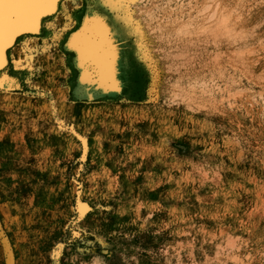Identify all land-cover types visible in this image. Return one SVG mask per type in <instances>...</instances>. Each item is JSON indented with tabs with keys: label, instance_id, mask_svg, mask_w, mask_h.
<instances>
[{
	"label": "rangeland",
	"instance_id": "rangeland-1",
	"mask_svg": "<svg viewBox=\"0 0 264 264\" xmlns=\"http://www.w3.org/2000/svg\"><path fill=\"white\" fill-rule=\"evenodd\" d=\"M224 1L234 38L151 32L117 97L75 101L56 39L16 46L21 88L0 91V264H264V0ZM213 80L241 107L197 110ZM138 203L157 207L137 218Z\"/></svg>",
	"mask_w": 264,
	"mask_h": 264
},
{
	"label": "bare ground",
	"instance_id": "bare-ground-1",
	"mask_svg": "<svg viewBox=\"0 0 264 264\" xmlns=\"http://www.w3.org/2000/svg\"><path fill=\"white\" fill-rule=\"evenodd\" d=\"M80 1L84 2L83 9L78 8ZM34 11L22 8L18 15L26 22ZM230 12L224 0H56L54 10L40 16L36 32L18 31L9 40L10 29L5 21L0 34V91L10 93L21 88L17 71L22 68V55L14 57L17 45L21 44L23 54L33 42L56 39L62 49L60 53L67 55L73 71L71 87L75 101L117 97L130 85L134 57L140 53V42L150 37L151 32H175L179 37L191 39L192 32L202 31L205 35L214 25L221 27L224 35L234 38L237 34L231 33ZM94 17L99 22L95 32L86 47L78 46L73 35L89 28ZM64 20L77 26L66 36H60V31L51 26ZM14 59L20 63H13ZM79 207L82 212L89 209L87 203H80Z\"/></svg>",
	"mask_w": 264,
	"mask_h": 264
},
{
	"label": "snow or ice",
	"instance_id": "snow-or-ice-1",
	"mask_svg": "<svg viewBox=\"0 0 264 264\" xmlns=\"http://www.w3.org/2000/svg\"><path fill=\"white\" fill-rule=\"evenodd\" d=\"M56 0H0V34L3 32L4 23L7 21L9 25L8 39H12L18 31H31L36 32L38 30L39 18L46 12L54 10ZM22 8L34 9L35 11L30 15L26 22H22L18 15V10ZM97 19L94 17L90 22V27L86 28L84 32L73 35V42L78 46L86 47L87 41L91 38L92 34L96 30L98 25ZM2 48V44H0ZM31 57H27L30 59ZM2 63V61H0ZM13 63H20L13 60Z\"/></svg>",
	"mask_w": 264,
	"mask_h": 264
},
{
	"label": "clouds",
	"instance_id": "clouds-1",
	"mask_svg": "<svg viewBox=\"0 0 264 264\" xmlns=\"http://www.w3.org/2000/svg\"><path fill=\"white\" fill-rule=\"evenodd\" d=\"M180 6L181 5L178 3L177 7H180ZM220 75L222 77L223 73H221ZM232 82L236 83L237 81H232ZM203 91H204V95H206L209 99L204 101V102L198 103L197 104V110L199 108H204V107H208V106H211L215 110H220V108L223 107L225 102H227V106L230 107V108L231 107H241V105H236L234 103L235 97L241 94L240 91H236V92L229 91V86L228 85H225V86L221 87L220 84L216 83V81L213 80V81H211V85L210 86L209 85H205L204 86ZM216 93L220 94V98L219 99L216 98ZM224 93H227V95H224ZM226 143L227 144H233L234 143V144L238 145L239 144V140L227 141ZM198 170L201 171L204 176H207V173L203 172V169H198ZM97 175H99L101 178L109 179V181H110L109 186L110 187L115 186L113 182L115 181L116 177L111 176L108 169L102 168L101 172L98 173ZM169 179L171 180L172 177L169 176ZM187 179H190V174H185L184 176L180 177V179H178L176 182H177V184H179L181 182V180H187ZM142 207L155 208L157 206L156 205H144L143 203H138L136 205V208L134 209V211L136 212L137 218H139V212H140V209ZM173 211L175 212V209H173ZM227 211H228V209L225 208V212H227ZM151 214L152 213L149 212L148 216H145L143 218V221L147 222V220L151 216ZM212 215H217V214L216 213H212ZM180 219H183V216H181ZM141 226L143 227V223L141 224ZM235 239L239 240L240 237H236ZM231 247L236 248L237 250H239L240 245L233 243ZM229 251H231V248L229 249ZM219 255H220V253L218 252L217 256H219ZM228 258L229 259H233V260H237V261L240 260V258L238 256H234V255L233 256H229Z\"/></svg>",
	"mask_w": 264,
	"mask_h": 264
}]
</instances>
